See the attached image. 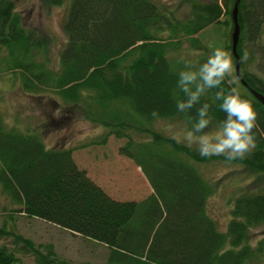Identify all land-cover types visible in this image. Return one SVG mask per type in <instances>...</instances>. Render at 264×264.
<instances>
[{"label": "trees", "instance_id": "1", "mask_svg": "<svg viewBox=\"0 0 264 264\" xmlns=\"http://www.w3.org/2000/svg\"><path fill=\"white\" fill-rule=\"evenodd\" d=\"M179 1L189 6L183 17L150 0H71L62 25L66 42L59 53L60 67L47 77L31 71V32L13 0H0V71L3 65L19 66L28 71L23 74L26 86L53 85L71 100L80 97L81 88L91 90L87 109L95 111L94 120L104 126L105 134L127 138L120 152L140 167L152 189L140 201L114 199L78 167L72 148H47L35 133L6 128L0 115V190L14 203L9 218L11 212L37 217L102 243L114 264H247L256 251L264 256V235L257 245L247 241L250 228L264 224V191L235 198L227 230L219 231L206 212L208 186L181 154L200 156L147 123L155 117L178 116L189 125L187 115L175 108L176 73L183 62L167 54L180 42L164 41V30L175 38L211 24L229 26L225 47L235 64V0ZM236 21L242 80L235 74L236 81L226 77L220 87L236 88L258 114L253 129L256 147L233 161L264 174V105L251 92L264 95V79L245 69L243 56L245 40L253 44L264 27V0H239ZM2 51L8 55L2 56ZM205 58L200 55L198 61ZM215 91L210 89L202 100L213 104L214 120L219 121L224 114L215 107ZM188 115L194 116L195 108ZM7 237L12 247L31 253L37 264L61 263L50 244L43 251L13 223L0 224V239ZM16 261L13 249L0 242V264Z\"/></svg>", "mask_w": 264, "mask_h": 264}, {"label": "rangeland", "instance_id": "2", "mask_svg": "<svg viewBox=\"0 0 264 264\" xmlns=\"http://www.w3.org/2000/svg\"><path fill=\"white\" fill-rule=\"evenodd\" d=\"M70 1L59 0L48 4L47 0H13L14 10L20 15L25 29L31 32L34 41L31 57H28L33 73L42 72L49 77L59 69V53L66 42L62 25ZM150 1L160 8L176 12L174 14L179 17L189 11L188 4L180 3L179 0ZM225 26L220 23L211 24L196 34L189 33L175 38L164 30V41L180 42L175 49L167 50V54L177 59L184 57L198 61L200 55L204 57L214 48L225 47L229 42V26ZM1 54L8 55L4 51ZM243 56L245 69L264 79V27L253 44L245 40ZM24 73L28 74V71L13 65H3L0 71V115L6 128L35 133L47 148H72V157L78 167L83 168L114 199L140 201L152 192L140 167L120 152L127 138L105 134L104 126L94 120L95 111L87 109L92 102L88 99L91 90L81 88L80 97L71 100L63 97L53 85L44 84L36 89L35 86H26ZM228 77L236 81L234 69ZM147 123L182 142L184 132L189 127L178 116L155 117L147 120ZM104 135V142H95ZM132 136L141 137L136 133H132ZM181 155L207 184L206 212L221 232L227 230L230 208L235 198L245 193L264 191V174L250 171L238 162L223 156H200L194 159ZM13 206L14 203L0 190V224L10 226L13 223L17 232L31 239L43 251L45 245L50 244L60 264H114L108 261L110 250L102 243L77 236L37 217L11 212L12 217L9 218L7 214ZM263 235L264 224L252 226L247 241L252 246L257 245ZM0 242L13 249L18 258L15 264H37L31 253L12 247L9 237L1 238ZM261 253L256 251L247 264H264Z\"/></svg>", "mask_w": 264, "mask_h": 264}, {"label": "clouds", "instance_id": "3", "mask_svg": "<svg viewBox=\"0 0 264 264\" xmlns=\"http://www.w3.org/2000/svg\"><path fill=\"white\" fill-rule=\"evenodd\" d=\"M180 59L183 67L176 73L175 108L178 113L187 115L185 146L201 157L245 158L256 147L253 129L257 127L258 113L253 102L236 88L225 91L220 87L234 69L231 52L218 46L202 61ZM210 89H216L213 100L219 103L215 107L224 114L219 121L214 120L213 104L202 100ZM193 108L195 115H188Z\"/></svg>", "mask_w": 264, "mask_h": 264}, {"label": "water", "instance_id": "4", "mask_svg": "<svg viewBox=\"0 0 264 264\" xmlns=\"http://www.w3.org/2000/svg\"><path fill=\"white\" fill-rule=\"evenodd\" d=\"M239 0H235L232 8V21H233V28L231 33V50L235 56V73L242 80L239 68H240V58L236 52V44L238 41V24L236 21V12H237V5ZM252 94L264 105V95L258 93L257 91L251 89Z\"/></svg>", "mask_w": 264, "mask_h": 264}, {"label": "bare ground", "instance_id": "5", "mask_svg": "<svg viewBox=\"0 0 264 264\" xmlns=\"http://www.w3.org/2000/svg\"><path fill=\"white\" fill-rule=\"evenodd\" d=\"M238 32H239V30H238ZM61 228V227H60ZM62 229H64V228H62Z\"/></svg>", "mask_w": 264, "mask_h": 264}]
</instances>
